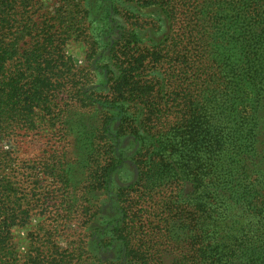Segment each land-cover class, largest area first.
<instances>
[{
    "label": "trees",
    "instance_id": "trees-1",
    "mask_svg": "<svg viewBox=\"0 0 264 264\" xmlns=\"http://www.w3.org/2000/svg\"><path fill=\"white\" fill-rule=\"evenodd\" d=\"M126 1L159 8L169 31L141 47L120 0L103 6L118 37L104 48L101 126L80 149L85 179L48 159L43 184L7 143L43 125L63 134L69 102L94 103L64 51L83 18L39 24L29 0H0V264H264V0ZM39 211L53 224L21 252L15 230Z\"/></svg>",
    "mask_w": 264,
    "mask_h": 264
},
{
    "label": "rangeland",
    "instance_id": "rangeland-1",
    "mask_svg": "<svg viewBox=\"0 0 264 264\" xmlns=\"http://www.w3.org/2000/svg\"><path fill=\"white\" fill-rule=\"evenodd\" d=\"M34 5V11L30 14L36 23L41 24L52 17L56 18L64 10L74 11L81 19V35L72 34L67 41L64 51L70 58L75 69H80L83 78V90L88 97L94 102L82 103L75 97L70 101L69 106L63 112L62 125L64 126L63 134L57 133L52 127L43 125L37 130L29 133L18 132L7 147L11 146L18 159L20 171L24 174L35 172L42 183H51L50 179L45 178L41 171L42 164L50 159L59 161L64 160L65 168L69 172V178L80 184L85 179V170L81 165L83 143L86 142L85 133L89 132L92 126H101L103 116L101 109L95 102L97 96L105 94V79L103 77V68L105 66L107 54L104 51L107 36L111 39L117 38L118 33L114 28L113 18L117 16L105 17L103 6H109L114 0H29ZM30 4V3H29ZM80 4V5H79ZM123 18L121 21L124 26L134 29L135 37L141 47L151 48L159 44L167 35V19L163 12L152 6H138L126 0H120ZM119 20V19H118ZM95 45H91V44ZM143 45V46H142ZM69 94L61 95L63 100L69 101ZM60 127V126H59ZM132 145L126 144L125 152L130 159ZM52 159V160H51ZM22 177V175H21ZM132 177L131 165L126 164V168L116 177L115 186L124 185ZM104 200L105 197L100 195L95 199ZM49 211H53V204H50ZM40 211L31 221L28 227L16 228L15 236L18 248L24 252L28 248V233L40 229H50L53 219L48 214L47 220ZM46 216V215H45ZM77 220V219H76ZM73 221V223L78 221ZM62 224V220L56 221ZM74 225V224H73ZM73 225L70 229H74ZM61 228V227H60ZM89 233V232H88ZM62 244V243H61ZM166 246H163L164 249ZM160 258V257H159ZM174 260L173 254H163L161 257L162 264H171Z\"/></svg>",
    "mask_w": 264,
    "mask_h": 264
}]
</instances>
